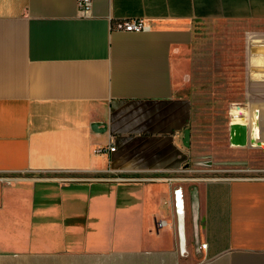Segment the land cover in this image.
<instances>
[{
  "label": "crops",
  "instance_id": "obj_1",
  "mask_svg": "<svg viewBox=\"0 0 264 264\" xmlns=\"http://www.w3.org/2000/svg\"><path fill=\"white\" fill-rule=\"evenodd\" d=\"M212 20L263 24L264 0H0V264H264V178L204 174L252 147L247 111L205 133L175 83Z\"/></svg>",
  "mask_w": 264,
  "mask_h": 264
},
{
  "label": "rangeland",
  "instance_id": "obj_2",
  "mask_svg": "<svg viewBox=\"0 0 264 264\" xmlns=\"http://www.w3.org/2000/svg\"><path fill=\"white\" fill-rule=\"evenodd\" d=\"M197 41L192 49L190 60H182L176 73V85L179 91L190 96L198 111L200 131L209 132L214 126L215 134L226 133L230 121V111L235 106L247 111L242 118L248 126L253 119L259 127L258 140L261 145H252L237 152V166H218V171H205L207 176H225L246 174L263 176L264 172V72L260 70L259 60L264 54H252L251 48L256 42L264 43V23L254 24L248 21L212 20L198 22ZM260 47L258 46V50ZM248 60H258V72L252 73L253 92L258 96H246V78L253 65ZM257 74V75H256ZM262 78V79H260ZM258 109V111H256ZM236 113V112H235ZM237 114V113H236ZM245 117V118H244ZM253 117V118H252ZM261 132V133H260ZM234 150V149H231ZM235 166V167H234ZM249 169V171H227L226 168ZM48 174H39L46 176ZM139 179V178H138ZM144 179V178H142Z\"/></svg>",
  "mask_w": 264,
  "mask_h": 264
},
{
  "label": "built area",
  "instance_id": "obj_3",
  "mask_svg": "<svg viewBox=\"0 0 264 264\" xmlns=\"http://www.w3.org/2000/svg\"><path fill=\"white\" fill-rule=\"evenodd\" d=\"M78 8L80 10V13L82 14H89L92 8V0H78ZM116 28L121 29V30H126V31H143V30H148L150 29V25L146 23L143 19L138 18V19H123L117 22ZM114 146H110V150H114ZM103 148L98 147L96 148L97 152H101ZM240 171L246 172L249 171L248 169H241ZM264 172V169L262 170ZM254 177H263V176H254ZM179 210V209H178ZM167 224V222L163 219L157 220L156 221V229L159 230L162 227H164ZM201 246L203 248L207 247L206 243H202Z\"/></svg>",
  "mask_w": 264,
  "mask_h": 264
},
{
  "label": "bare ground",
  "instance_id": "obj_4",
  "mask_svg": "<svg viewBox=\"0 0 264 264\" xmlns=\"http://www.w3.org/2000/svg\"><path fill=\"white\" fill-rule=\"evenodd\" d=\"M256 43L257 44H253V46L251 48L252 54H257V55L264 54V43L263 42H256ZM258 46L260 47L259 50H258ZM233 124L235 126L233 128L232 136H233L234 140H236V142H238V144L242 139L243 140L245 139L247 144H249V142L251 144H255V145H261L262 144V142L260 140H258L259 127H258L257 123L254 121V119L251 123L249 141H248V138L246 139V136H245V125H247V124H245L240 118H236V121H234Z\"/></svg>",
  "mask_w": 264,
  "mask_h": 264
},
{
  "label": "water",
  "instance_id": "obj_5",
  "mask_svg": "<svg viewBox=\"0 0 264 264\" xmlns=\"http://www.w3.org/2000/svg\"><path fill=\"white\" fill-rule=\"evenodd\" d=\"M234 124L232 123L231 124V138H232V143L233 144H236V145H246L247 144V142L245 141V139L243 140L242 138V140L239 142V144H238V142H236V140H234V138H233V136H232V132H233V128H234ZM245 136H246V139L248 138V141H249V138L250 137H248V126L247 125H245ZM183 142H184V144L186 145V146H189L190 145V129L189 128H185L184 129V138H183Z\"/></svg>",
  "mask_w": 264,
  "mask_h": 264
}]
</instances>
